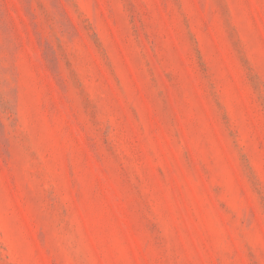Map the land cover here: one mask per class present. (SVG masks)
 <instances>
[{
    "label": "rangeland",
    "instance_id": "374dc122",
    "mask_svg": "<svg viewBox=\"0 0 264 264\" xmlns=\"http://www.w3.org/2000/svg\"><path fill=\"white\" fill-rule=\"evenodd\" d=\"M0 264H264V0H0Z\"/></svg>",
    "mask_w": 264,
    "mask_h": 264
}]
</instances>
